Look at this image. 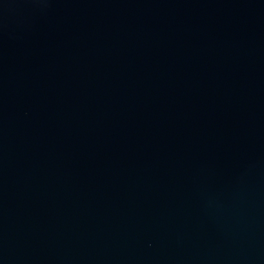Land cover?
<instances>
[{
	"label": "water",
	"instance_id": "water-1",
	"mask_svg": "<svg viewBox=\"0 0 264 264\" xmlns=\"http://www.w3.org/2000/svg\"><path fill=\"white\" fill-rule=\"evenodd\" d=\"M0 264H264V0H0Z\"/></svg>",
	"mask_w": 264,
	"mask_h": 264
}]
</instances>
